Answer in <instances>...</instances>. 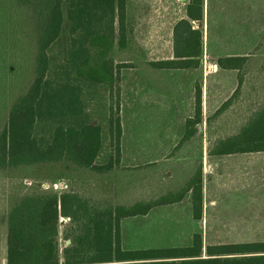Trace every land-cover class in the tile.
<instances>
[{
	"label": "rangeland",
	"instance_id": "obj_1",
	"mask_svg": "<svg viewBox=\"0 0 264 264\" xmlns=\"http://www.w3.org/2000/svg\"><path fill=\"white\" fill-rule=\"evenodd\" d=\"M231 1H235L236 5ZM188 2L125 0L126 45L115 44L113 49L114 63L124 67L120 69L112 95L106 84L70 83L81 88L79 95L83 121L99 126L101 130V149L96 163L105 164L114 155L115 146L110 144L109 138V118H114L118 112L114 104L116 86L121 90L119 114L123 132L120 141L124 149V163L130 166L136 165V162L131 164L130 160L137 154L138 143L143 138V134L138 133L141 115L148 112L152 117L157 115V119L150 120L158 125L157 134L146 135V139L152 142L169 146L184 133L181 129L185 128L186 131V124L183 125L185 121L170 116L162 119V112L172 114L180 111L193 118L195 87L200 84L202 73L207 71L206 59L211 60L206 55L207 50L209 54L214 51L226 53L237 52V48L243 47L256 52L252 65H241L243 67L238 77H241L243 84L236 99L218 118L211 117V125L206 127V132H200L181 150L164 151V161L155 168L118 167L110 174L100 175L89 170H68L63 166L46 164L0 169V264H6L7 214L19 197L49 191L73 193L82 201H88V206L92 208L176 199L183 195V190L185 193L189 178L199 168V144L211 145L232 135L264 104V0H204L205 22L201 30L204 32L205 23L208 28V40L202 39L200 55L204 72L154 68V62L172 57L171 27L179 19L185 18ZM36 41L30 11L17 0H0V132L7 123L12 104L27 92L33 82ZM48 54L52 81L56 75L62 77L70 55L65 20L61 36L50 47ZM230 89L231 86L221 87V99H225ZM214 107L215 104H212L210 109ZM163 123L169 127L167 134L161 132ZM56 124L49 119L38 123L36 129L48 134ZM241 157L240 162L237 159L218 162L212 172L203 167V185L211 210L206 229L205 226L199 229L198 226L189 225V242L195 232L200 233L207 244L264 242V155L247 153ZM59 174L61 179L58 178ZM143 181L146 187L149 181L155 183L153 190L144 193L141 186ZM54 184L58 188H54ZM60 184L62 186L59 187ZM34 186H38L39 191ZM179 188H182L181 191H178ZM175 191L178 193L174 194ZM144 195L147 197L144 198ZM151 196L155 198L149 199ZM78 226V221L59 217L57 242L60 258Z\"/></svg>",
	"mask_w": 264,
	"mask_h": 264
},
{
	"label": "trees",
	"instance_id": "obj_2",
	"mask_svg": "<svg viewBox=\"0 0 264 264\" xmlns=\"http://www.w3.org/2000/svg\"><path fill=\"white\" fill-rule=\"evenodd\" d=\"M30 11L36 33L37 53L34 79L24 95L12 104L7 123L0 132V169L9 170L36 165L63 166L66 169L89 170L110 174L120 167V87L116 86V116L109 118L110 144L114 155L105 164L96 160L101 149L99 126L83 121L79 86L106 84L110 94L119 80L122 64L114 63V46L126 45L124 30L125 0H17ZM37 3V4H36ZM204 0H189L186 18L173 28V58L154 63L159 69L196 68L202 52ZM66 21L70 55L62 77L50 81L48 51L55 44ZM117 40V42H116ZM246 58L225 57L216 61L222 69H239ZM233 96L214 114H221L236 97ZM112 98V97H110ZM113 107L110 104V112ZM82 114V115H81ZM54 120L48 133L36 129L38 123ZM201 124V90L195 87L194 115L186 122L181 140H190ZM214 152H264V104L255 110L236 134L217 141ZM58 178L61 179L60 174ZM40 185V184H38ZM38 190V186H34ZM191 193L193 214L200 217L202 207L201 168L190 178L185 192ZM39 191V190H38ZM184 193V190H183ZM172 197H174L172 195ZM182 197L130 206H88L76 194L38 192L19 197L7 214L6 264H59L57 222L59 217L80 222L69 246L62 251L64 264H104L138 260V252H123L120 246V221L143 215L153 206L169 204ZM175 199V200H174ZM91 208V209H89ZM169 252H160L168 256ZM207 259L201 256V237L196 234L189 248V264H264V242L222 245L207 248ZM198 257V258H197Z\"/></svg>",
	"mask_w": 264,
	"mask_h": 264
},
{
	"label": "crops",
	"instance_id": "obj_3",
	"mask_svg": "<svg viewBox=\"0 0 264 264\" xmlns=\"http://www.w3.org/2000/svg\"><path fill=\"white\" fill-rule=\"evenodd\" d=\"M231 3L236 5L235 1H231ZM178 21H176L173 24V27H171L170 33L172 38H173V28ZM204 22H205V9L203 11V23ZM202 33H203V39L205 38V40L207 41L208 28H206V23H205L204 32ZM237 49L239 50L237 52L228 51L226 53H219L217 51L216 52L214 51L211 52L210 54L207 50L206 55L208 54L207 56L211 57V60L210 58L209 59L205 58L207 65L206 67L202 66V63H199L198 67L196 68L173 69L174 71L200 70L199 72H202L205 67L207 70L206 73H202L200 84L198 85L201 90V124L197 127L198 132H196L195 135L190 140L188 139L181 142L185 134V128L181 129V131L184 133L181 135V137L178 139L177 142L169 146L164 143L159 144L157 142H152L150 139H146V135H149L150 133H154L155 135L157 134L156 127H158V125H156L155 122L150 121L151 119H157V115L154 114V116L152 117L151 113L149 112L147 114H143L140 116L141 122H139V128H138V133L140 135L143 134V138L142 139L140 138V141L138 143L137 154L133 155V159L130 160L131 164L136 162V165L130 166L124 163L125 161L124 149H123V144H121L122 142L120 141L121 160H120L119 168L126 169L128 167H132V168L140 169L144 167L143 170H146L145 167H150V168L158 167V165L161 164L164 161V158L166 157V155H164L163 153L164 151L173 152V151L181 150L188 141L196 139L198 135H200V132H202L203 130L204 132H206L205 131L206 127H210L211 125V117L214 116L216 111L227 100H229L236 91L239 84L238 73L240 72L244 64L252 65L253 59L256 57L255 54L256 52L253 53V50L250 48L244 49L242 47ZM225 57H242L246 59L243 63H241L243 66L239 69H222L219 66H217L216 60ZM172 58H173V42H172V57L168 59H163L161 61L170 60ZM154 68L157 69L155 66ZM163 70H167V69H163ZM242 84L243 81L241 82L240 86H242ZM223 86H231V89L228 95L225 97V99H221V87ZM236 97L232 98V102L234 101V99H236ZM212 104H215V107L213 109H210V106ZM230 105L228 106V108L230 107ZM165 113L166 112H162L163 114L162 119L167 118L168 116L173 117L175 119L177 118V120L181 118L180 119L181 122L185 121L183 125L186 124L187 120L191 119L188 116V114L180 111H176L175 113L172 114L170 112H168L167 114ZM221 114L215 117L218 118ZM120 121H121V117H120ZM121 130H122V124H121ZM170 130L173 132V129ZM178 130H180V127ZM163 131L166 134L169 133L168 132L169 127L164 123L163 126H161L162 134ZM236 133L237 131L232 133V135ZM199 145H201L200 146L201 155L199 156L198 165L199 168H201V179H202V207H201L200 217L198 219L194 217L193 206L191 202V193L188 190L185 193H183L181 198L179 197L180 199H178V201H173L165 205L150 207L143 215L124 218L120 221L121 250L123 252H138L146 256L139 257L138 260H130L120 263H116V262L104 263V264H189V260H193V258H189V248L193 245V238L196 234H198L201 237V256L199 258L197 257L198 259L208 258L207 248L209 247L243 244V243L207 244L203 242L201 234L197 232H195L192 235L191 240L189 242V225L198 226L199 229H203V227L205 226L206 229V220L211 210L210 207L208 208V203L206 200V191L203 185L204 182L203 167L208 168L209 171L212 172L214 171V166H216L218 162L224 161L225 159H237V161L240 162L242 160L241 155L247 154V153H232V154L219 155L216 152H214L216 143L213 144L211 143V145H203L201 143ZM250 154H254V153H250ZM255 154L262 156L264 155V152H256ZM197 170L194 172V174L197 172ZM194 174H192L191 177ZM145 185H146L145 181H143L141 183V186H142V191L144 193L146 191H152L153 188L155 187V183H152L150 181L148 182L147 187ZM181 189L179 188L178 191L179 190L181 191ZM178 191H175L173 193L177 194ZM173 193L171 192V195ZM146 197L147 195H144V198ZM151 198H155V197L151 196L149 199ZM147 200H144L143 202H147ZM162 251L166 253L169 252L170 254L168 256H164V255L161 256L159 254ZM1 264L3 263L1 262ZM59 264H64L63 258H60Z\"/></svg>",
	"mask_w": 264,
	"mask_h": 264
},
{
	"label": "built area",
	"instance_id": "obj_4",
	"mask_svg": "<svg viewBox=\"0 0 264 264\" xmlns=\"http://www.w3.org/2000/svg\"><path fill=\"white\" fill-rule=\"evenodd\" d=\"M60 186H62V185L60 184L59 187H60ZM54 188H58V187H57V184H54Z\"/></svg>",
	"mask_w": 264,
	"mask_h": 264
}]
</instances>
